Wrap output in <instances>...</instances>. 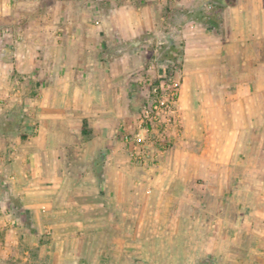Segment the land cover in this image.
<instances>
[{"label": "crops", "instance_id": "0c3cea01", "mask_svg": "<svg viewBox=\"0 0 264 264\" xmlns=\"http://www.w3.org/2000/svg\"><path fill=\"white\" fill-rule=\"evenodd\" d=\"M57 1L52 14L41 0H33L36 8H45L42 50L36 52V30L31 28L28 39L19 35L12 39L16 62L0 61V68L9 70L16 64L21 71L0 70V112L15 111L14 104L20 101L21 109L32 114L25 127L37 125L36 133L26 137L0 134V143L10 145L7 152L0 151V184L6 183L20 198L13 205L16 213L3 222L23 223L26 217L34 224L60 225L62 239L75 241L77 247H85V242L89 247L87 240L105 241L93 246L103 259L93 264H125L124 257L133 264H147L155 251L173 254L174 247L166 241L181 238L172 229L180 221L175 209L185 201L177 190L189 198L196 186L210 192L234 191L241 224L245 209L254 206L249 193L264 192L263 0L253 7L229 6L219 12V20L193 16L189 2L183 0L189 9L178 7L180 0H139L138 6L133 0H105L107 22L95 39L92 33L85 39V30L95 29L84 26L82 1L72 0L78 4L77 18L69 25L60 23L72 6L69 0ZM5 4L13 8L8 1ZM100 9L91 8L99 13ZM50 15L56 18L49 19ZM63 26L69 27L72 38L75 28L76 38L57 34ZM162 28L172 43L181 40L182 82L181 119L170 127L172 144L160 149L161 143L152 147L142 139L127 141L126 135L140 132L142 138L146 132L131 119V100L140 90L149 60L146 42L137 38ZM100 34H105L103 39ZM133 44L138 51L130 50ZM158 58L156 70H149L153 76L161 75L164 65L173 61ZM197 178L203 184L195 183ZM214 178L219 186L213 189ZM153 204L151 215L148 208ZM102 225L109 226L107 231H100ZM183 237L209 240L213 235L191 231ZM217 237L229 238L221 233ZM249 237V247L237 243L238 248L245 250L249 264H264L259 242L264 231H237L232 238ZM225 250H215L214 258L226 255ZM205 252L211 255L212 248Z\"/></svg>", "mask_w": 264, "mask_h": 264}, {"label": "rangeland", "instance_id": "374dc122", "mask_svg": "<svg viewBox=\"0 0 264 264\" xmlns=\"http://www.w3.org/2000/svg\"><path fill=\"white\" fill-rule=\"evenodd\" d=\"M7 1L10 6L13 7L12 9H9V6L8 8L5 6V2ZM80 1H82L81 4L83 6V11L85 12V15L83 16L84 26H89V28L95 29L85 30V39H90L91 33L94 35L93 39H95V35H97L100 29L99 27L103 22H107L108 15H106L105 12L108 11L109 4H106L105 0ZM183 1L189 2L187 4H190L189 6L193 10L192 13H194L193 16L201 18L204 15H211V17L213 16V19L219 20V12L223 9L228 8L229 6H235L238 3H243L244 6L253 7L259 0ZM67 2L68 5L71 4L72 9L67 11V13L70 12V15L67 14L69 16H67L65 21L63 20L60 23L61 25H69L71 20L75 21L77 18L75 15L76 10L74 9L77 1L76 4L75 1L72 0ZM180 2L181 4H179L178 7L181 9H189L187 8L186 3L182 2V0H180ZM41 3L45 4L46 9L48 7L47 13H50L55 10L54 6L58 4V1L41 0ZM133 4L138 6L139 0H133ZM36 5L37 4H33V0L0 1V12H2L4 17H6L1 18L2 15H0V61L4 59V61L7 62H16V41H12L18 35L21 37L23 36L24 39H28V34L31 33L29 30L31 28L36 30L33 36V46L36 47V52H40L42 50V44L45 43L43 36L45 35L41 32L43 29L41 26L45 18L43 13L45 8H36ZM95 5L100 6V13L95 10H91V8ZM67 8L69 7L67 6ZM7 10L9 11L7 12ZM183 11L185 12V10ZM54 13L56 12L53 11L52 14ZM190 15L192 14L190 13ZM185 17L188 18L187 16ZM51 18L54 20L56 17L54 15H50L49 19ZM162 29L163 30L161 32L148 31L137 38L141 41V43L146 42L147 45L144 51L149 60L146 64H144V70L146 72L144 73V80L139 83L140 90L133 95L131 100V119L134 123L133 126H135V123L136 125L138 124L139 115L148 105V99L151 93L150 83H155L167 76H173L179 81L181 88V40L177 38L178 40L175 39L174 43H172L169 34L166 33L167 29ZM72 30H74L73 38H76L75 28ZM69 31V27L64 28L63 26V30H59L57 34H67L70 39H73ZM104 36L105 34H100V39H103ZM106 38H108V36ZM58 40L60 41V38ZM58 43L59 42H57V44ZM135 43H137L135 45H140L138 41ZM130 50L138 51L139 49H135L133 44ZM163 56L171 58L173 61L170 64L164 65V72L161 75L158 76L157 74L156 76H153V72H149V70H156L158 66L157 58ZM0 70L5 72L10 71L11 74H21V71L16 69V64L13 65V68L10 67L9 70L4 68H0ZM35 94H37V92ZM14 108L15 111L11 113H6L4 111L0 112V134L2 132L8 134L17 133L25 137L27 135H34L37 127L35 123L32 122L29 127H25L27 118H32V114L28 115L21 109L22 106L20 101L15 102ZM9 147V144L0 143V151L7 152ZM85 148L87 151H90L91 145L87 144L85 145ZM143 149L144 147H142V151ZM75 150L76 149L73 151ZM6 163L9 164L11 161L9 160ZM203 182L202 178H197L195 180V183L198 184H203ZM218 182L219 180H215L214 178L212 180L211 187L213 189L218 187ZM0 183H2L1 174ZM152 194L153 193L150 191L148 192V195ZM176 194L182 197L184 196L185 198V201H180L179 207L175 209L176 213H179L180 215V221L178 224L173 226L172 229L173 231L179 232L181 238L179 240L171 241L169 239L166 241V245H170L174 248L173 254L165 253V255L162 253L156 255V243L155 241H151L149 246L155 251V254L149 257L150 259L147 264H212V262H217L218 259L222 260L224 264H249L248 259L243 253L245 250L240 251L238 245H241L240 248H242L244 244H247L249 247L252 240L249 237L244 241H236L232 237L235 236L237 231L244 233L248 231H264V192L261 191L256 195L255 193H249L248 198L254 206L245 209L244 218L241 224L237 222L238 216L240 215V208L236 205L234 191L219 193L218 191L213 190L210 192L203 191L200 186H196L194 193H191V198L187 197L182 190H177ZM221 200H224V204L222 205ZM19 201L20 198L18 192L8 190L6 183L3 185L0 184V264H93V262H98L101 259L97 253L98 249L93 246H96L97 244H104L105 241L87 240V245H89V247H86V242L84 244L85 247L81 246V244L77 247L75 241H72L70 244V242L62 239L60 225H55L50 222L34 224L27 220L26 217L23 219V223L14 224L12 222H3V218H5V216L9 215V217H12V214L16 213L13 209V205L16 206ZM154 212L155 205L153 204L152 208L151 206L148 208V214L153 215ZM191 219H194V223L190 222ZM103 226L104 228L100 229V231H107L109 226L102 225V227ZM100 231L94 230L93 232L97 234ZM191 231L196 234L211 233L213 238L209 240H204L202 238L188 240L186 237H183ZM219 233L227 234L229 238L218 239L217 235H219ZM259 242L263 245L262 247L264 249V239ZM209 247L212 248V254L207 256L208 254L205 252V248ZM221 248L226 249V255L214 258L216 256L215 250L219 251ZM106 257L107 256H103L105 259ZM110 258L116 260L117 257L112 256ZM110 258L108 261H111ZM123 260H125V264H133L130 262V257H124Z\"/></svg>", "mask_w": 264, "mask_h": 264}, {"label": "built area", "instance_id": "2783aa9c", "mask_svg": "<svg viewBox=\"0 0 264 264\" xmlns=\"http://www.w3.org/2000/svg\"><path fill=\"white\" fill-rule=\"evenodd\" d=\"M150 85L148 105L139 115L140 126L145 129V135L142 138L140 132L133 137L126 135V140L142 139L148 142L149 146L154 147L157 143H161L160 149L167 148L172 144V137L169 134L170 127L181 119L178 106L180 83L175 77L167 76Z\"/></svg>", "mask_w": 264, "mask_h": 264}]
</instances>
